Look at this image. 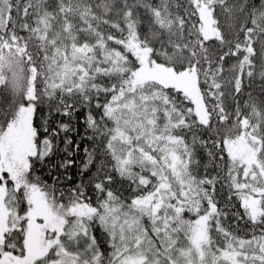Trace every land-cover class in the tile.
<instances>
[{"label": "snow or ice", "instance_id": "6c2138e0", "mask_svg": "<svg viewBox=\"0 0 264 264\" xmlns=\"http://www.w3.org/2000/svg\"><path fill=\"white\" fill-rule=\"evenodd\" d=\"M0 264H264V0H0Z\"/></svg>", "mask_w": 264, "mask_h": 264}]
</instances>
